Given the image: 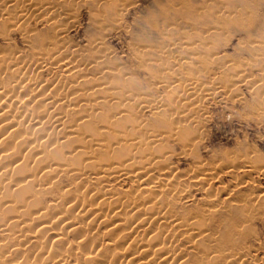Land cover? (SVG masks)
<instances>
[{
	"label": "rangeland",
	"instance_id": "rangeland-1",
	"mask_svg": "<svg viewBox=\"0 0 264 264\" xmlns=\"http://www.w3.org/2000/svg\"><path fill=\"white\" fill-rule=\"evenodd\" d=\"M57 5L67 17L55 26L33 15L17 20V3L0 0L3 88L21 76L9 67L17 60L72 101L55 106L64 125L45 115L39 126L21 122V136L7 141L19 156L7 163L10 179L30 176L0 188V264H52L50 251L63 254L53 264H264V0ZM39 53L46 62L70 54L86 74L76 79L50 61L32 68ZM187 79L196 81L192 90L182 89ZM67 127L73 132L56 139ZM129 156L134 166L159 159L156 166L171 174L157 176L156 185L146 175L96 177L99 164ZM76 200L116 213L125 225L135 221L132 206L153 201L157 213L109 231L112 218L69 211ZM36 210L46 223L67 213L74 229L42 232Z\"/></svg>",
	"mask_w": 264,
	"mask_h": 264
},
{
	"label": "bare ground",
	"instance_id": "bare-ground-1",
	"mask_svg": "<svg viewBox=\"0 0 264 264\" xmlns=\"http://www.w3.org/2000/svg\"><path fill=\"white\" fill-rule=\"evenodd\" d=\"M9 1H11L12 3L16 2L18 5V9L16 8V10H18V12L16 11L17 12V14H16L17 20H21V21L23 20L24 21L26 18L33 15L36 17H44L46 20L52 21V23L56 24L55 26H57V25H59V24H57L59 21H61L62 19H65L67 17V16H65L66 15L65 13H67V12L62 11L59 8V5H57V0H45V1L44 0H6V2H9ZM3 9L2 10L0 9V16L3 15L2 13H5L3 11ZM209 30L210 29H208V33H210ZM211 30H213V28ZM172 48H175V45ZM39 54L32 61L33 62L32 64H34V67H32V68L42 69L43 67L46 66V64H49V61H50V64L51 63L60 64L59 68L62 67L64 69H66L68 72H71V74L73 73V75L76 77V79L82 78L86 74V70H87L86 68L87 67L85 66V64L82 67H78L76 60H74V58H73L74 56H72V55L70 56V54H69V57H64V56L60 55L59 53H58L59 55H57V57H54L53 55H51V56L49 55L50 57H49L48 62H46L44 60V57H42V53L40 55ZM102 54L103 53L97 54L94 57H101ZM94 59H92V60H94ZM0 60L2 61V59H0ZM4 62H5V60H4ZM9 67H13V69H15L16 71L21 72V76L15 78L12 81L13 83L11 82L10 85L7 84V86L9 85L8 88L5 87L7 89L3 88V85H1V82H0V181L3 178L6 179L5 181H2L0 183L1 189H8L9 186H16V187L20 186V183L27 179L26 176H30V173H28L25 175L24 178L10 179V176H9V170L10 169L6 168L7 163L8 164H12V163L16 164V163H18V160H19V156L14 155L12 152L9 151L7 141H8L10 136H13L16 138H19L21 136V134H20L21 130L19 128V126L21 125V122H24L25 125L29 128L33 127V125L39 126L41 124V118L43 116L47 115L49 117L48 122L50 124H52V125H64L65 124V119H64L65 113L62 111L56 110L55 106L56 105L64 106V105H68V104L72 103L71 98L67 97L68 91L66 92L64 90L61 92H57V90H58L57 85H56V87L52 88L51 83H49V82L44 83V82H41L40 80H35L34 78H32V75L29 74L30 75L29 76L28 73H26L27 71L25 70V67L23 65H20L17 60L12 61L11 65ZM55 67H56V65H55ZM99 68L100 67H98V69ZM35 69H33V70H35ZM22 70H25L24 73L22 72ZM30 70H31V68H30ZM194 81L187 79V81L182 85V89L183 90L184 89L192 90L195 87L196 81L195 82ZM87 88H93V87L89 86ZM70 91H73V90L71 89ZM27 100H28V102H27ZM84 100L86 101V99H84ZM188 101L190 102V98L187 99V102ZM40 102L45 103V104L42 103L45 106V108H43L42 110L37 109V107L42 105V104H40ZM143 102H144V104L148 103V102H146V100H143ZM72 132H73L72 129L67 127L64 129V131L60 135H57L55 137H56V139L64 138V137L68 136L69 134H71ZM21 138H22V140H24L26 146H28L29 148H32L34 153H38L37 147L33 146V144H30L32 141H30L28 138H24V137H21ZM131 157L132 156L126 157L125 159L120 160V161H115V162L110 161L107 163L99 164V166L101 168H99L97 170L101 171V173L99 175H97L96 177L100 178L103 181H106L111 176L116 177V176H122V175L123 176H130L131 175V176L137 177L140 175H146V178H147L146 180H149L152 183V185H156L155 180H157V176H161L162 179H166L168 177V175L171 174L169 169L158 168L156 166L159 159H157L156 161H155V159H153L147 163L144 162V163H146L144 165H135L134 166V165H132L133 162L131 161ZM5 159H8V161H6ZM45 169H47V171L52 172V173H56L58 171L57 165L52 166V163L45 164ZM154 173H156L157 175H155ZM151 177H156V178L152 179ZM25 185H27V184H25ZM93 204H94V202H93ZM73 210L80 211L79 213H82L86 216L92 215L93 217L101 218L105 222L112 218L111 220L108 221V224L106 226L107 230H109V231H114L115 229L122 227V225H125L124 224L125 220L123 221L121 218L116 217L115 216L116 213L113 214L112 216H106L107 213L101 210L100 205L94 206L91 204V202H81L79 200H76L69 205V211H73ZM108 210H109V208L107 209V211ZM130 210L133 211V214H134V215H132L133 217H135V215H136L135 221H133L134 223L129 221L130 223L133 224L131 227H136V226L145 224L146 219H147V217H149V215L140 216L141 214H146V213L149 214L150 211H152V210H154V212L157 213V208L155 205H153V201L150 204H147V205L140 207V208H136V207L132 206L130 208ZM111 211H112V213H114V210H111ZM34 214L35 215L33 216V219L36 221L40 220V223L38 225H41L40 230L42 232L50 230V229H51V231H53L52 230L54 228L53 226H56L57 224L58 225L60 224L59 227L65 226V227H69V228L71 227L70 230L74 229L72 227V225H74V223L71 222V220H69L67 216H65V214L67 215V213H64V216H61V217L59 216V217L55 218L54 220H51L49 223H46V221L48 222L49 220L44 219L45 217H44L43 211L36 210L34 212ZM61 215H63V214H61ZM18 216H19L18 214H14L10 218H13L12 220H13V222H15L18 220V218H17ZM31 217H32V215H31ZM42 219H44V221ZM50 219H51V217H50ZM128 220L129 219H127V221ZM153 221L154 220L151 219L148 223H151ZM129 224H128V222L126 223V225L130 226ZM54 237L55 238L57 237V233L51 234L50 238H54ZM159 250H161V249H159ZM62 255L63 254L59 253V251L58 252H56V251L51 252L50 251V253L47 254L46 257L50 260V262L58 263V262H60L61 259H63ZM100 263H103V260H100Z\"/></svg>",
	"mask_w": 264,
	"mask_h": 264
}]
</instances>
